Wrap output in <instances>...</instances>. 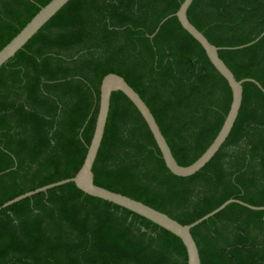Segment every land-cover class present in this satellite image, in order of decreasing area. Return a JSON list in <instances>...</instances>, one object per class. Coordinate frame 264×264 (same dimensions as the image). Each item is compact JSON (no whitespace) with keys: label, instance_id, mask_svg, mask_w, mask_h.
<instances>
[{"label":"trees","instance_id":"obj_1","mask_svg":"<svg viewBox=\"0 0 264 264\" xmlns=\"http://www.w3.org/2000/svg\"><path fill=\"white\" fill-rule=\"evenodd\" d=\"M50 1L0 0V50ZM182 2L70 0L0 67V208L78 172L108 74L145 103L179 166L205 152L231 92L174 17ZM186 15L237 81L264 90V36L234 49L264 33V0H192ZM92 173L96 186L181 225L230 199L264 207V94L243 83L227 139L180 178L114 92ZM190 234L200 264H264V211L230 204ZM0 264H186V252L172 234L67 183L0 209Z\"/></svg>","mask_w":264,"mask_h":264},{"label":"water","instance_id":"obj_2","mask_svg":"<svg viewBox=\"0 0 264 264\" xmlns=\"http://www.w3.org/2000/svg\"><path fill=\"white\" fill-rule=\"evenodd\" d=\"M69 1L70 0H51L48 4L42 7L36 13V15L20 30V32L0 50V67L9 61L19 50H21L23 46ZM191 3L192 0H183L178 10L174 14V17L177 19L181 28L200 45L208 61L216 70V72L226 81L231 92V103L228 113L218 134L209 147L205 150V152L191 165L187 167L179 166L175 162L165 139L163 138L152 114L145 103L140 99L138 94L129 85H127L123 78L116 74H108L100 82L98 110L92 138L90 140L89 146L87 147L84 160L78 172L71 179L50 184L33 192H28L24 195H21L5 203L0 209L10 206L37 193L45 192L48 189L67 183H73L74 186L85 195L127 210L178 238L186 252V264H200L198 249L190 234L191 229L215 216L230 204H238L252 211H264V207H253L237 200L230 199L195 222L189 225H181L161 212H158L126 196L98 187L93 182L92 167L103 138L109 111L110 97L112 93L120 92L132 103L145 122L150 134L152 135L166 169L172 175L180 178L190 177L200 171L213 158V156L218 152L222 144L227 139L240 109L242 100V84L252 83L264 94V90L261 88V86L252 79H243L237 81L230 70L219 58L218 51L220 49L211 45L207 39L189 23L186 14ZM165 20L166 19L160 22L155 33ZM263 36L264 33H262L253 42L234 49L249 47L250 45L256 43Z\"/></svg>","mask_w":264,"mask_h":264}]
</instances>
